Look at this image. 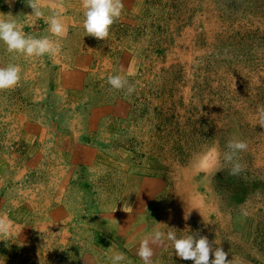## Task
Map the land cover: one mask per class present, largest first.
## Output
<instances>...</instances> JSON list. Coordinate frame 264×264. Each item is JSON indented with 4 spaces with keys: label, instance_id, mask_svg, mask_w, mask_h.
<instances>
[{
    "label": "rangeland",
    "instance_id": "obj_1",
    "mask_svg": "<svg viewBox=\"0 0 264 264\" xmlns=\"http://www.w3.org/2000/svg\"><path fill=\"white\" fill-rule=\"evenodd\" d=\"M36 3L44 17L28 16L29 0H0L26 34L61 45L41 57L0 46V66L21 67L17 85L0 90V264H111L116 252L120 264H143L134 249L166 226L206 236L232 264H264V0H122L103 40L85 35L81 0ZM52 11L62 37L47 31ZM117 72L132 94L107 84ZM38 120L48 138L33 170L48 188L35 216L16 137ZM233 138L248 145L237 176L212 156ZM151 264L192 261L166 243Z\"/></svg>",
    "mask_w": 264,
    "mask_h": 264
},
{
    "label": "clouds",
    "instance_id": "obj_2",
    "mask_svg": "<svg viewBox=\"0 0 264 264\" xmlns=\"http://www.w3.org/2000/svg\"><path fill=\"white\" fill-rule=\"evenodd\" d=\"M31 14L36 18L44 17V11L38 7L36 0H29ZM83 9L82 28L85 35L93 36L97 39H104L109 34L110 26L121 15L122 0H81ZM48 25L47 31L55 37L66 35L67 28L55 11L46 17ZM0 46L7 52L23 55L25 57L52 56L60 51V41L51 39L48 35L34 36L26 34L23 27L18 23L16 17L11 14H0ZM21 78V67L16 63H8L0 66V90L11 89L17 85ZM111 89H124L127 94H132L135 86L129 82L126 76L117 72L109 74L106 78ZM258 120L264 123V106L258 109ZM248 147L246 141L242 139H229L226 142V150L222 153L217 149L212 150L213 162L221 168L227 167L228 174L239 175L244 164L238 158L239 153ZM126 207L131 209V205ZM163 224V223H158ZM167 231L154 229L140 240L139 246L134 249V254L139 257L143 264H151L154 255V246L170 244L172 254L190 260L192 264H232V260L226 259V253L221 247H213L208 238L195 233H188L178 236L174 226H166ZM6 229L0 226V234ZM210 253L212 259L210 260ZM125 254L123 252L114 253L110 259L111 264H120Z\"/></svg>",
    "mask_w": 264,
    "mask_h": 264
},
{
    "label": "crops",
    "instance_id": "obj_3",
    "mask_svg": "<svg viewBox=\"0 0 264 264\" xmlns=\"http://www.w3.org/2000/svg\"><path fill=\"white\" fill-rule=\"evenodd\" d=\"M77 73H73V76H75ZM28 124V125H27ZM43 122H41L40 120L36 121L35 123L33 122H25L24 125V131L21 132V134L19 136H17L16 138H19V143H23L25 146V148L22 147V149H24L23 151V155L25 156V158L28 156V159L26 158V162H24V164L19 167L20 165H18V167L16 168V172L19 174L18 176L23 177V175H25L26 173H28V196L24 201L25 207L28 208V213H32L36 216V214H41L42 212V204L46 203L47 200H45V202L42 203V200L40 202V200L37 201V196H38V191L40 190V188H48L45 187V185L43 184H39V182H37V171L36 169L33 170V168H36V166H38V160H39V156L40 152H41V148L43 147V143L47 140L48 138V131H47V127L45 128L44 126H42ZM65 139V137L63 138ZM61 149L64 151L65 149V141L64 144L61 145ZM35 179L34 182H36V185H34V182L31 183V181H33ZM42 181V180H41ZM63 182V181H62ZM49 185L55 186L57 188H59V185H61L60 181H56V183L51 182ZM61 194L59 191L57 192V195ZM42 198V196H41ZM45 199H48V196L45 194ZM17 206H21L22 204H18V202H16ZM51 209V208H49ZM52 216L51 219H56V215L59 216V214H61V216L65 215V211H64V207L62 205L60 206H56V208H52V210L50 211Z\"/></svg>",
    "mask_w": 264,
    "mask_h": 264
}]
</instances>
